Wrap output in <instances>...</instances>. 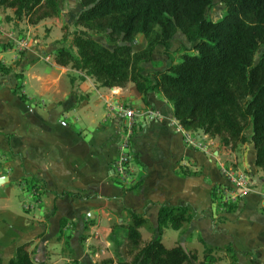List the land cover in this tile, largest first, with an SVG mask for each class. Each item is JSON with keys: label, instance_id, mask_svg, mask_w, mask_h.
Masks as SVG:
<instances>
[{"label": "crops", "instance_id": "obj_1", "mask_svg": "<svg viewBox=\"0 0 264 264\" xmlns=\"http://www.w3.org/2000/svg\"><path fill=\"white\" fill-rule=\"evenodd\" d=\"M76 13L68 18L61 9L58 16L30 24L28 16L17 20L13 9L0 6V64L10 68L0 71V159L7 169L0 188L17 181L34 201H22V213L15 211L11 246L0 247L8 255L4 264L23 243L47 264L67 263L64 247L79 264L96 263L99 246L102 259H113L106 242L129 222L128 211L143 215L155 231L160 205L190 206L196 212L184 234L178 230L182 235L197 232L210 246H229L239 264L247 258L264 264V179L254 165L253 145L245 146L242 169L236 161L230 163L252 179L251 191L221 199L232 189L211 149L186 144L172 105L161 93H149L144 103L131 82L103 87L81 70L55 63L53 42ZM68 34L65 47L72 42ZM19 39L28 44L21 57L16 56ZM48 49L49 59L43 60ZM16 69L20 74L14 76ZM115 101L139 113L130 141L132 180L127 183L119 181L113 168L122 133L120 119L107 108ZM61 228L69 236L68 246L63 237L57 240Z\"/></svg>", "mask_w": 264, "mask_h": 264}, {"label": "trees", "instance_id": "obj_2", "mask_svg": "<svg viewBox=\"0 0 264 264\" xmlns=\"http://www.w3.org/2000/svg\"><path fill=\"white\" fill-rule=\"evenodd\" d=\"M78 1L81 10L73 25L81 29L70 34L76 53L63 45L57 47V65H71L103 87L131 82L144 103L149 93H161L185 130H200L231 151L252 144L254 165L264 174V48L254 61L255 52L264 46V0H221L225 13L217 20L208 15L213 0ZM0 6L13 9L17 20L28 16L30 24L61 11L59 0H0ZM88 31L103 35L108 45ZM177 32L194 43L195 52L181 54L180 61L165 69L144 73L157 47L171 56V41ZM68 35L65 32L62 40ZM138 36L144 43L136 48ZM0 71L7 73L8 69L0 65ZM248 129L250 135L245 133ZM128 214L129 222L115 232H122L130 259H105L100 264H217L215 252L221 248L203 240L200 260L180 245L168 248L162 243L166 228L179 230L196 217L190 206L160 205L156 235L145 243L140 228L147 219L132 211ZM113 234L110 241L115 244ZM61 237L68 246L69 236L62 228L57 240ZM26 246L17 245L7 264H35ZM225 249L231 250L229 246Z\"/></svg>", "mask_w": 264, "mask_h": 264}, {"label": "rangeland", "instance_id": "obj_3", "mask_svg": "<svg viewBox=\"0 0 264 264\" xmlns=\"http://www.w3.org/2000/svg\"><path fill=\"white\" fill-rule=\"evenodd\" d=\"M59 1H61V4L59 3L60 8L65 10V11L67 10V12L69 13V15L67 14V17L73 18V14L71 15V13L73 11L76 13L79 10V7H78V5L80 4L79 1L78 0H59ZM75 1H77V2H75ZM224 13H225V7H224L223 2L221 0H213V6L211 7V9L208 12L209 17L212 20H217V19L221 18ZM72 24H73V22H72ZM72 24H70V26L67 28V30L63 29V27H62V30L60 29V31L62 32V36H63L64 32L72 33L75 30L81 29V27H79V26L77 27V26H74ZM43 33H41V34H43ZM88 33L91 34L95 40H97L103 44L108 45V43H107V41L103 35L98 34L96 32H93V31H88ZM62 36L59 39L54 40L53 44L55 45L56 48L64 45V41L62 40ZM67 43L68 42H66V44ZM143 43H144V41H142V37L138 36L136 43H135V47L139 48L143 45ZM193 45H194V43L187 41L186 37L181 32H177V34L174 36V39L171 41V52H170L171 56L169 55L167 57L163 53V48L161 46L157 47L153 52L152 62L145 64V72L144 73H150L153 70H162V69H165L171 63L180 61L181 60V58H180L181 54H183V53H194L195 52V50L193 49ZM67 47H69L72 50V52L76 53V49H74V47H72L71 45H68ZM263 48H264V46H261L255 52L254 61L258 60L260 53H261ZM21 51L22 50L18 49V47H17L16 56L20 55L19 57H21V55L23 54V52L21 53ZM50 53L51 52L49 51V49L46 50V52L44 54H42L43 60H48ZM10 57L12 58V55H10ZM153 58H154V60H153ZM13 60H14V64H16V62L18 61L14 57H13ZM9 69H8V72H9ZM18 74H20V73L18 72V69H16L14 71V76H16ZM245 133H246V135H250V133H251L250 129L246 130ZM191 134H192V137L195 141H197V142L203 141L205 143V145L206 144L209 145V142L207 140H210V139L213 140V145H211L209 149H211L212 152H213V150H216V153L213 154L211 152V158H212V160H215L219 164V166L220 165L226 166V165L230 164L232 161H236L237 162L236 164H238V167L242 169L241 164H242V159H243V153L245 151V146H247V144L239 146V147H237L236 150L231 151L230 148H226V147L219 145V141L217 138L208 137V139L204 140L203 139L204 134L199 130L191 131ZM193 148H195V147H193ZM206 150H207V148H206ZM3 158H5L6 160H9L8 157H6L5 155L3 156ZM2 160L3 159H0V169H1L0 176H3V174L7 172L6 171L7 169L4 170L1 168ZM132 161H133V159L130 160V163H132ZM243 173H244V175H246L245 174L246 172H243ZM246 176L249 177L248 175H246ZM261 178L264 179V174H262ZM0 184H3V182H1ZM29 187H30V185L28 184L27 188H29ZM28 195H29V193L26 191V189L22 190L21 184L17 181H14L12 183V185L7 183L0 188V247H6L9 245L11 246V242H12L11 236L14 235V230L11 228V224H13V222L15 220L14 219V216L16 214L15 211H19V213L21 212L20 210H22V206H23L22 201H25L24 203H28L31 205L34 202L32 199L28 198ZM22 196H24V198ZM220 218L221 217H217V220H220ZM16 223H18V222H16ZM187 224H189V223H187ZM187 224L184 223L182 226L181 230H182L183 234L187 230ZM140 229H141V235H142V243L147 242L148 240H150L152 237H154L156 235V232H155L156 230L154 231V229L149 225V223L146 224L145 226L141 227ZM164 231H165L164 232V238L162 239V242L166 247L170 248V247H173L176 245H180L185 251H187L189 253H195L199 260L202 258L203 244L200 240V235L197 232H195V233L190 232L188 235H182V233L178 232V230H174L172 228H166ZM123 237L124 236L122 235L121 231H118L117 233L114 232L113 238H115V244L109 240L106 242V244H107L106 250H108L112 253V255H113L112 260L116 261L117 259H122V258L123 259L125 258L127 260L130 259V257L127 256V254L125 253L126 248H125V242H124ZM104 246H105V244H104ZM63 250H65V252H67L66 255L69 258V261L67 263H65V261H64V263L65 264H75L73 256L69 252L68 248L64 247ZM98 251L100 252L101 257L94 264H100L104 260V259H102L104 256L103 255L104 251L102 250L101 246L98 247ZM115 251L118 254L115 253ZM30 255H31V258L33 259L35 264H47L45 261H40L41 256L36 251H33V253H30ZM116 255H119V256H116ZM5 256L7 258V256H8L7 253L4 254V253H1V251H0V257L2 258V260H3V258H5ZM215 256L217 258V264H239V262H237V258H235L232 255L231 250L228 251L225 249V244H222L221 249L217 250L215 252ZM6 258H5L4 262L2 261V264L5 263ZM251 262L252 261L247 258L246 261H244L241 264H252ZM191 264H196V262H191Z\"/></svg>", "mask_w": 264, "mask_h": 264}, {"label": "built area", "instance_id": "obj_4", "mask_svg": "<svg viewBox=\"0 0 264 264\" xmlns=\"http://www.w3.org/2000/svg\"><path fill=\"white\" fill-rule=\"evenodd\" d=\"M28 46L27 41L23 39L17 40V47L20 50H23ZM114 94H116V90H112ZM108 110L121 121V137L117 144L118 146V155L114 160V172L117 175L119 181L121 183H127L132 180V172L130 169V160H131V153H130V141L131 136L133 134V123L134 119L139 116V113L132 108L131 106L126 105L121 101H115L107 105ZM155 114L156 113H153ZM177 129L181 131L184 135L185 142L187 145L195 148H199L201 150H206V148H210L213 145V140H207L209 145H205L203 141L197 142L193 139L192 134L189 133L188 130H185L177 121ZM207 137H209L207 135ZM220 169L224 174L226 180H228L230 187H231V195L227 196L226 194L229 192L228 190L222 193L223 200H233L237 196H243L251 191L254 182L252 179L244 175L243 172H240L238 169H235L232 165L228 164L226 166L220 165Z\"/></svg>", "mask_w": 264, "mask_h": 264}, {"label": "water", "instance_id": "obj_5", "mask_svg": "<svg viewBox=\"0 0 264 264\" xmlns=\"http://www.w3.org/2000/svg\"><path fill=\"white\" fill-rule=\"evenodd\" d=\"M5 180V178H0V182H2V181H4Z\"/></svg>", "mask_w": 264, "mask_h": 264}]
</instances>
